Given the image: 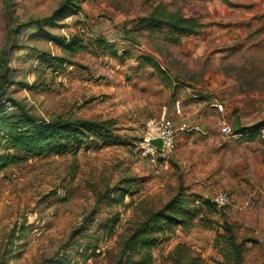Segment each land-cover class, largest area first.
<instances>
[{
  "label": "rangeland",
  "instance_id": "obj_1",
  "mask_svg": "<svg viewBox=\"0 0 264 264\" xmlns=\"http://www.w3.org/2000/svg\"><path fill=\"white\" fill-rule=\"evenodd\" d=\"M6 1L0 154L15 161L0 171V264H263L264 125L233 131L264 119V0ZM181 19L193 32L167 24ZM26 115L107 122L117 142L82 129L73 150L28 151L9 135ZM161 117L205 134H178L151 161L141 141ZM218 194L229 203L206 212L201 201ZM175 196L193 212L188 226L161 221L150 248L127 250Z\"/></svg>",
  "mask_w": 264,
  "mask_h": 264
},
{
  "label": "trees",
  "instance_id": "obj_2",
  "mask_svg": "<svg viewBox=\"0 0 264 264\" xmlns=\"http://www.w3.org/2000/svg\"><path fill=\"white\" fill-rule=\"evenodd\" d=\"M6 0H4L5 2ZM228 1V0H224ZM7 2V1H6ZM71 0H66V4L71 5ZM65 3H62L59 6V9H62L65 6ZM6 6H9V3H6ZM57 12V11H56ZM55 14V13H54ZM56 16V15H55ZM7 18L8 20L12 19V15L10 11L7 12ZM48 18L42 19V22H48ZM144 22H153L155 20L152 19H143ZM38 22V21H36ZM35 22V23H36ZM156 22V21H155ZM160 22V21H159ZM171 28L176 30L179 33H191L193 32V25L194 22L191 19H181L180 22H168L167 23ZM26 24H20L16 30L18 31V28L24 27ZM39 34H42L48 38L55 39L54 35H51L46 31L45 29H42L38 32ZM99 41V40H97ZM77 47V45H76ZM1 64L4 68L6 67L5 60H1ZM158 68V67H157ZM160 74L163 77H166V73L159 69ZM1 83L5 82V78H0ZM3 96L2 86L0 90V99ZM4 106H0V111L3 110ZM5 117H1V119L4 120ZM24 119L13 121L12 123H9V135L11 138V141L15 144H23V146L29 150L33 149L35 146H47L49 150L54 152L55 154H63L65 152H68L69 150L74 149V145L78 143L79 139L82 137V132L80 130H88L91 132H95V134H98L99 137L102 139L105 145H114L117 142V137L113 136L109 132V128L106 124L107 122L103 123H96L88 120L83 119H76V120H70V119H63L61 117H55L53 119H50L49 121H42L41 124H34L31 122L27 115ZM264 125V119L261 120V122L257 123L256 125H252L251 127H242L239 125L238 122H236L233 134H242L247 136L248 134L252 133V130L256 127H260ZM0 161L2 162L0 164V171L6 167V165L9 162H14L15 159L11 158L10 155H3L0 154ZM201 207L204 208L206 212H212V210L215 209V205L210 203L208 200H202L200 203ZM193 216V212L191 209H186L184 206L183 201L179 197H173L170 200L166 202V204L156 210L151 211L147 219L143 222L141 228L134 231L131 235L130 245L126 247L127 250L140 252L141 249H148L152 245V239L149 237L150 232L154 228H158L161 221H164V228L171 231L173 228V225L186 227L188 226L187 221L185 219L186 215ZM191 218V217H190ZM237 247V246H236ZM127 262V259L126 261ZM123 262V257L120 256L116 263L114 264H126ZM129 264H145L146 259H139V260H130L128 259ZM264 264V263H263Z\"/></svg>",
  "mask_w": 264,
  "mask_h": 264
},
{
  "label": "built area",
  "instance_id": "obj_3",
  "mask_svg": "<svg viewBox=\"0 0 264 264\" xmlns=\"http://www.w3.org/2000/svg\"><path fill=\"white\" fill-rule=\"evenodd\" d=\"M3 106L9 108L10 103L3 102ZM182 133H199L205 134L197 125L180 124L177 126H170L163 117L158 120L148 121L146 129L141 141L143 154L147 155L151 161H155L159 157H166L172 153L174 149L175 136ZM152 139H161V148H156L150 144ZM215 206H223L229 203V198L226 194H218L209 200Z\"/></svg>",
  "mask_w": 264,
  "mask_h": 264
},
{
  "label": "water",
  "instance_id": "obj_4",
  "mask_svg": "<svg viewBox=\"0 0 264 264\" xmlns=\"http://www.w3.org/2000/svg\"><path fill=\"white\" fill-rule=\"evenodd\" d=\"M150 144L159 149L162 146V141L161 139H152L150 140Z\"/></svg>",
  "mask_w": 264,
  "mask_h": 264
}]
</instances>
